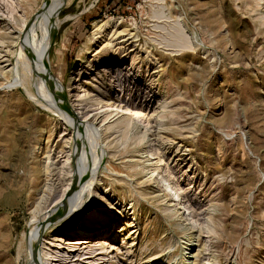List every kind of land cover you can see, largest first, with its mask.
I'll return each mask as SVG.
<instances>
[{
	"label": "rangeland",
	"instance_id": "rangeland-1",
	"mask_svg": "<svg viewBox=\"0 0 264 264\" xmlns=\"http://www.w3.org/2000/svg\"><path fill=\"white\" fill-rule=\"evenodd\" d=\"M50 1L54 0L36 6L33 0H0V264H35L31 254L35 224L42 220V211L53 213L70 175L81 187L61 201L62 210L46 222L51 224L40 244L57 229L82 220L97 188L108 200L113 186L125 197L115 200L112 214L132 216L140 232L131 264H140L139 259L149 254L153 255L143 262L156 264L170 254L181 255L189 235L192 240L200 235V264H264V33L255 28L242 0ZM173 8L177 17L170 12ZM110 17L114 20L105 33L119 27L120 21L135 33L129 42L135 41L122 48L116 45L112 57L135 63L122 74L124 91H118L117 80L109 81V87L124 103L139 105L137 111L144 112L141 127L155 131L152 146L161 147L162 165H170V180L179 184L194 216L191 230L178 229L174 219L164 216L169 197L154 203L139 195L137 176H127L130 170L123 158L146 150L147 139L114 156L115 142L112 147L107 143L120 133L105 139L101 119L93 121L95 111L89 112L95 107L80 105L76 122L88 119L82 133L73 114L64 110L65 102L71 105L72 99L92 89L85 82L91 75L83 70L88 59L96 60L94 49L105 37L92 39L89 49L86 44L94 22ZM52 22L59 25L57 30ZM44 53L49 60L45 64ZM157 64L164 71L153 75ZM96 66L94 75L101 69V64ZM35 167L41 169L38 188L29 183ZM45 168L54 174L46 182ZM118 174L125 180L119 181ZM103 178L107 184L113 181L107 192ZM153 185L150 180L141 186ZM122 234L116 233L118 249L111 254L112 264L127 263L129 245ZM147 237L154 245L150 240L142 249Z\"/></svg>",
	"mask_w": 264,
	"mask_h": 264
},
{
	"label": "bare ground",
	"instance_id": "bare-ground-1",
	"mask_svg": "<svg viewBox=\"0 0 264 264\" xmlns=\"http://www.w3.org/2000/svg\"><path fill=\"white\" fill-rule=\"evenodd\" d=\"M33 1L35 2L36 6H39L42 2V0H33ZM54 1H50V4L54 3ZM159 1L164 2L165 0H159ZM242 2L244 4V8L247 10L246 13L249 14L252 21L254 22L255 28L260 33H264V0H242ZM48 9L50 8H48L47 6V10ZM28 12L29 11H26V14H28ZM170 12L176 14V17L178 16V11L176 10V8L171 9ZM112 20L114 19L110 17L108 19L97 20L94 22L93 24L94 28L91 33L92 36L88 39L89 43L86 44L87 49L91 47L90 42L92 39H97L102 37H105V39L102 40V42L94 49V55L96 56L95 58L96 60L94 61V59L92 58L91 60L88 59L89 62L87 63V69L85 71L83 70V72H86L87 74L91 75V78L85 79V82L89 83L92 89L91 90L86 89L85 93L84 94L81 93L82 95L79 98L75 100L72 99L73 103H71V105L70 103L68 104V101L65 102L64 110L67 114H73V118H75V120L72 121L78 128L79 132L82 133L81 129L86 123V121H88V119L86 118L84 121H81L79 123L76 122V120L78 119V115L80 113L79 107L81 104H85L81 108L95 107L89 110V112L95 111L91 115L93 121L101 119L102 130L103 132L108 134L105 137V139H107L110 135H113L117 132L120 133V137L116 139V141L115 138H113L114 139L113 142L109 141V143H107L109 147H112L111 144L115 142L114 149L111 150V153L114 156H116L117 153L123 154L124 152H128L129 150L130 151L134 150V149H130L129 146L131 144H136L135 146L137 147L141 142L147 139L146 150H143L142 148L141 151H138V153L129 160H124L123 158L122 162L124 163V166L130 170L129 173H127V176L131 178L137 176L135 180H136V184L139 185L137 190L140 196L143 197L149 196V200L158 204L162 201L164 202V199L169 197V200L164 203L165 207L162 209V212L165 214L164 216H166L168 220L174 219V223L178 229L181 230L187 229V231L191 230L194 227L193 223L196 222L193 219L194 216H192V214L189 212L188 207H186L185 205L184 195L178 189V187H180L178 186L179 184L177 186L176 185L174 186V182L172 183L170 180L169 177L171 173L170 165H162V158L159 152L161 147L152 146L154 142L151 141V139H153V136L155 135V131L151 130L150 128H147V125L145 126V129L144 127L143 128L141 127L142 124H140L141 123L140 120L141 117H144V112L142 113L141 111H137L139 105L129 102L124 103L123 99L120 100V98L114 96V94L111 91V88L109 87L108 84L109 81L113 80L114 83V81L117 80L118 91L120 93L124 91L125 86H124V81H122L123 79L122 74L124 71L130 72L134 68V63H135V60H133L131 63L125 62V60L121 59V56L117 58L112 57L113 56L112 53L115 54L117 50L116 45L119 44L118 48H122V46L125 47L126 44L128 45V43L130 44L133 43V41H135L133 39L132 42H129L135 36V33L131 32V29H129L128 26L124 25L122 21L119 22V20H116V22H119L118 25L119 27H123L122 29L117 27L116 29H113L111 33L109 34L105 33L106 30L110 27ZM26 22H27V16H24L23 25ZM118 25L116 24V26ZM51 26L53 27V29L57 30L59 25L52 22ZM112 27L114 26L112 25ZM82 52L83 49L80 50L78 55L82 56ZM147 54H152V52L149 51V53ZM44 57L45 58L43 59H45L44 60V64H45V61L48 62L49 60L47 54H45ZM154 57L156 56L153 54L152 58L154 59ZM148 58L149 56L147 57V59ZM98 64H101V69L98 71L99 72L98 74L94 75L92 71H96L98 69V66H96ZM158 64L154 66V68H158V70L155 69L152 72L153 75L155 74V72L162 73V71H164V68L162 67L163 65L162 64L158 65ZM79 73H82L81 70L79 71ZM46 78L48 83H50V81L53 80L52 77L48 75V73L46 74ZM151 78L152 77H150V79ZM104 88H106V92ZM77 101L78 103H76ZM166 107H167L166 105H163V109H165ZM139 114L140 116H138ZM87 116H90V114ZM165 117L166 114L163 113V115H161V119L163 120L162 122L160 121L161 123L159 122L161 125L165 124L164 122ZM49 141H50V137H48L46 153L50 151ZM144 154H146L145 156L147 157L146 160H143ZM67 159L69 160L70 156H68ZM45 169L46 170H44L45 171L44 174L46 178L44 179H46L45 180L46 182L47 179H49V176L53 173L51 169L50 170L47 168ZM145 170H148L147 176L146 173L143 175ZM159 170H160V174L159 176H157L156 173H158ZM116 171L118 173L123 172L122 169ZM40 172L41 169L37 167L31 170L30 172L31 178H29V183L31 184V187L34 188L35 186L37 187V184L39 183L41 177V174H39ZM86 172L87 171H85V174ZM66 174L69 175L70 173L68 172ZM121 176L123 175L122 174L117 175V177L119 178L118 180L119 181L125 180ZM67 180L69 183L64 185L61 199L57 202L58 205H55L54 207L55 210L53 211V213L48 214V212L50 213L49 210L43 214L42 211L41 212L42 220L37 224H35L36 225L35 234H33L34 245L31 251V254L33 256V261H35V264H70V262H74V261L75 262L73 264H78V263L82 264L84 262L87 263L89 262L88 264H112L114 256H112L111 254L114 252V250L118 249V244H117L118 242H116L117 241L116 233L119 231L123 232L122 236H123V241H125L124 243L129 245L127 246V250L124 254V259L127 262L126 264H131L134 260V254L131 253L132 251L134 253L133 248L135 245L138 244V241L136 242V239H138L140 232L138 231L137 223L135 222V219H133L132 216L123 217L118 215L119 217H116L112 214L113 211L117 209L114 204L115 200L121 197L122 198L125 197V193L123 190H120L121 192L118 194L117 192L114 191L115 187L113 186L111 187L112 190H110L109 192L110 195L108 197V200H105L104 198L105 195H103L101 189L97 188L94 203L88 209L82 220H77L75 224H71V226H69L67 229H61V228L57 229L50 240L47 241L44 240L40 244L39 241L40 236L42 235L43 231L46 229V226L51 224L46 222L50 219L52 215H54L55 217L56 214L62 210L61 206L63 205L60 204H62L63 202L61 201L63 199L68 198L70 195L69 193H71L72 190H78L81 187V186H76L74 182H71L72 180L71 175ZM100 180L104 181L103 185H105V191L106 192L109 191L108 185H112L113 181L107 184L106 179L103 178ZM150 180L154 184L153 187L149 186L148 188H144L143 186H141L146 181H150ZM118 187L122 188L121 185ZM119 195H121V197ZM108 204L110 205V208L107 206ZM37 212H40V210H38ZM120 220H123L124 222L118 227L117 225ZM83 234H85L86 236L72 238V236L83 235ZM95 235L98 236L100 235L101 238L95 239L93 237ZM187 237H188L187 239L188 242L186 243V246H184V249H186L185 253L181 255L170 254L167 258H165V261L163 260L156 264H188V263L200 264V259L202 257V252H203V247H201L202 244L199 243V241L201 240L200 235H197L195 240L191 239L192 238L191 235ZM150 240L151 237H147L146 240L144 241V243L146 244H143L141 248L146 249L148 247L147 243ZM153 240L154 242L156 241L155 239ZM194 241H196V243ZM151 242L153 243L152 240ZM46 244H48V246ZM158 244L160 243L158 242ZM196 246H199L197 250H196ZM161 249L163 250L162 247ZM151 255L153 254L146 255L145 257L149 258ZM145 257L139 259V261H142L140 264H152L151 262L153 260H151L149 263H147L148 262L147 260H144L143 262V259ZM188 259H192V261L187 262ZM205 264H209V263L206 262ZM213 264L216 263H214L213 261Z\"/></svg>",
	"mask_w": 264,
	"mask_h": 264
}]
</instances>
